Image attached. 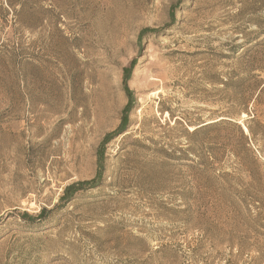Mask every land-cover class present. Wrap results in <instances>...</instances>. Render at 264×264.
I'll return each mask as SVG.
<instances>
[{
    "label": "rangeland",
    "instance_id": "1",
    "mask_svg": "<svg viewBox=\"0 0 264 264\" xmlns=\"http://www.w3.org/2000/svg\"><path fill=\"white\" fill-rule=\"evenodd\" d=\"M0 264H264V0H0Z\"/></svg>",
    "mask_w": 264,
    "mask_h": 264
},
{
    "label": "trees",
    "instance_id": "2",
    "mask_svg": "<svg viewBox=\"0 0 264 264\" xmlns=\"http://www.w3.org/2000/svg\"><path fill=\"white\" fill-rule=\"evenodd\" d=\"M204 125H205V124H204ZM204 125H201V126H204ZM198 131H199V130H197V128H196V129L193 130L192 133H196V132H198ZM86 183H88V181H86V182H80V183H78V185L81 186V185L86 184ZM73 187H74V185H69L68 187H66L65 190H64V195L67 194V192H68L70 189H72ZM64 195H63V197H64Z\"/></svg>",
    "mask_w": 264,
    "mask_h": 264
},
{
    "label": "bare ground",
    "instance_id": "3",
    "mask_svg": "<svg viewBox=\"0 0 264 264\" xmlns=\"http://www.w3.org/2000/svg\"><path fill=\"white\" fill-rule=\"evenodd\" d=\"M191 128V127H190ZM193 128V127H192ZM244 130H247L246 126H244ZM248 133V132H247Z\"/></svg>",
    "mask_w": 264,
    "mask_h": 264
}]
</instances>
